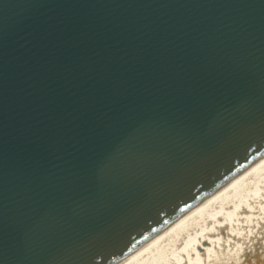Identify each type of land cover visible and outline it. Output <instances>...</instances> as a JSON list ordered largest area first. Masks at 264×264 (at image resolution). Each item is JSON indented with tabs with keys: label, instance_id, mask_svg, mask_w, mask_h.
I'll return each instance as SVG.
<instances>
[{
	"label": "water",
	"instance_id": "obj_1",
	"mask_svg": "<svg viewBox=\"0 0 264 264\" xmlns=\"http://www.w3.org/2000/svg\"><path fill=\"white\" fill-rule=\"evenodd\" d=\"M264 155V0H0V264H116Z\"/></svg>",
	"mask_w": 264,
	"mask_h": 264
},
{
	"label": "bare ground",
	"instance_id": "obj_2",
	"mask_svg": "<svg viewBox=\"0 0 264 264\" xmlns=\"http://www.w3.org/2000/svg\"><path fill=\"white\" fill-rule=\"evenodd\" d=\"M262 255L264 155L116 264H244Z\"/></svg>",
	"mask_w": 264,
	"mask_h": 264
},
{
	"label": "rangeland",
	"instance_id": "obj_3",
	"mask_svg": "<svg viewBox=\"0 0 264 264\" xmlns=\"http://www.w3.org/2000/svg\"><path fill=\"white\" fill-rule=\"evenodd\" d=\"M253 260V263H251V261ZM264 264V256L262 255L261 257L257 258V261H254V259H251L250 257L248 259H246L245 261H243L244 264Z\"/></svg>",
	"mask_w": 264,
	"mask_h": 264
}]
</instances>
